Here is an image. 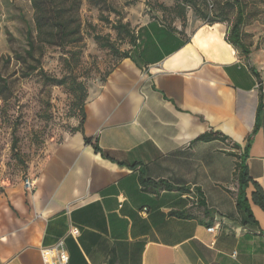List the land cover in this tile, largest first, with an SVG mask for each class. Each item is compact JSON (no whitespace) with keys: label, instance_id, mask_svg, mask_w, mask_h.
<instances>
[{"label":"crops","instance_id":"1","mask_svg":"<svg viewBox=\"0 0 264 264\" xmlns=\"http://www.w3.org/2000/svg\"><path fill=\"white\" fill-rule=\"evenodd\" d=\"M135 33L33 190L0 181V264H44L72 227L70 264H264V37L242 31L246 56L225 24L194 17ZM209 131L228 139H198ZM240 162L253 218L237 206Z\"/></svg>","mask_w":264,"mask_h":264},{"label":"rangeland","instance_id":"2","mask_svg":"<svg viewBox=\"0 0 264 264\" xmlns=\"http://www.w3.org/2000/svg\"><path fill=\"white\" fill-rule=\"evenodd\" d=\"M241 1L244 36L261 40L264 0ZM190 17L219 21L230 32L238 8L233 0H84L83 41L77 47L46 45L32 57L26 53L27 30L36 34L30 0H0V181L23 184L28 177L35 179L51 153L78 132L84 117L81 92L73 82L89 87L104 81L132 49L120 24L129 23L135 31L152 18L173 24ZM96 35L111 45L102 46ZM50 77L66 82L61 85Z\"/></svg>","mask_w":264,"mask_h":264},{"label":"trees","instance_id":"3","mask_svg":"<svg viewBox=\"0 0 264 264\" xmlns=\"http://www.w3.org/2000/svg\"><path fill=\"white\" fill-rule=\"evenodd\" d=\"M233 1L238 8V18L237 21L233 24L227 36V39L234 46L240 48L243 54L247 56L249 55L250 50L242 42V37H241L242 35L241 24L243 23V17H242L243 4L241 0H233ZM30 2L34 10V23H35L36 34L34 37L33 31L31 29L27 30V40H28L29 49L27 50L26 53L29 56L34 57L35 50H37V48L42 49L46 45L58 46L62 48L69 45H72L73 47H77L83 41L84 34H83L82 19H81V9L84 0H30ZM200 19L206 21L209 24H214L219 22L215 20H209L206 18H200ZM119 28L120 30L124 28L126 29L134 47L137 43V35L135 31L129 29L130 24L129 23L120 24ZM95 39L102 46L111 45L110 41L103 42L100 35H96ZM131 50L125 51L122 59L131 57V53H130ZM36 68H38V66L33 67V69ZM42 73H44V75L48 77V75L44 72V70H42ZM48 79L61 85L65 84L66 82L65 78L59 79V78L50 77ZM73 83L74 84L76 83L77 89L80 90L81 92L80 102H81V108H82L84 120H82L80 127L76 128V131H82L86 117L85 105L88 99V87L83 81H78L77 79H75ZM0 96H3V89L1 83H0ZM198 139L205 141L220 139L225 141L228 139V136L222 134L221 132L209 131L199 136ZM85 141L86 143H91L92 139L85 136ZM233 145L236 148H240V144L238 143H234ZM94 148L96 151L100 150V147L97 142L94 143ZM238 177H239V191H238L237 206L240 210L248 213L249 218H253V214L246 193V189L249 185V182L252 181V178L249 175L248 167L245 164V162H240L238 164ZM256 187L257 189L253 193V199L256 203L264 207V193L258 187V185H256Z\"/></svg>","mask_w":264,"mask_h":264},{"label":"built area","instance_id":"4","mask_svg":"<svg viewBox=\"0 0 264 264\" xmlns=\"http://www.w3.org/2000/svg\"><path fill=\"white\" fill-rule=\"evenodd\" d=\"M34 184L35 181L29 177L24 181L27 190H33ZM209 230L214 231L215 227L212 226ZM79 233L80 229L78 227H72L68 232L73 236H78ZM68 234L59 238L54 244L42 247L44 264H70V254L65 246V239Z\"/></svg>","mask_w":264,"mask_h":264}]
</instances>
